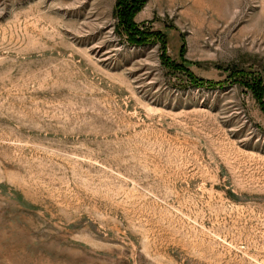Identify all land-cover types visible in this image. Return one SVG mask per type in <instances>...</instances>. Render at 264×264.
Wrapping results in <instances>:
<instances>
[{
	"label": "rangeland",
	"instance_id": "374dc122",
	"mask_svg": "<svg viewBox=\"0 0 264 264\" xmlns=\"http://www.w3.org/2000/svg\"><path fill=\"white\" fill-rule=\"evenodd\" d=\"M0 0V264H264V0Z\"/></svg>",
	"mask_w": 264,
	"mask_h": 264
},
{
	"label": "trees",
	"instance_id": "16d2710c",
	"mask_svg": "<svg viewBox=\"0 0 264 264\" xmlns=\"http://www.w3.org/2000/svg\"><path fill=\"white\" fill-rule=\"evenodd\" d=\"M144 0H119L118 6L121 7V17L124 22H126L127 30L131 32L132 35H139L136 38H142V32L135 27L132 21L134 13L141 7Z\"/></svg>",
	"mask_w": 264,
	"mask_h": 264
}]
</instances>
